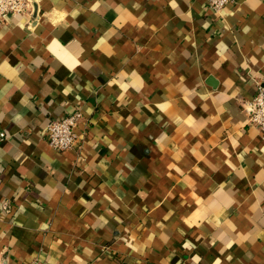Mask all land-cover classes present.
Here are the masks:
<instances>
[{"label": "crops", "instance_id": "obj_1", "mask_svg": "<svg viewBox=\"0 0 264 264\" xmlns=\"http://www.w3.org/2000/svg\"><path fill=\"white\" fill-rule=\"evenodd\" d=\"M260 85L264 0H38L0 21V264H264ZM75 111L78 144L53 149Z\"/></svg>", "mask_w": 264, "mask_h": 264}, {"label": "built area", "instance_id": "obj_2", "mask_svg": "<svg viewBox=\"0 0 264 264\" xmlns=\"http://www.w3.org/2000/svg\"><path fill=\"white\" fill-rule=\"evenodd\" d=\"M38 0H0V21L7 18L27 16L33 14L35 3ZM212 11L216 14L222 11L232 2V0H209ZM247 115V123L254 125L264 136V85H260L254 97L244 103ZM83 120L81 111H75L63 118L51 119L48 123L47 134L49 145L57 151H66L78 144L79 137L76 127ZM1 139L5 134L1 133ZM7 212L6 203L3 206ZM29 264H65L48 263L39 259L32 260Z\"/></svg>", "mask_w": 264, "mask_h": 264}]
</instances>
